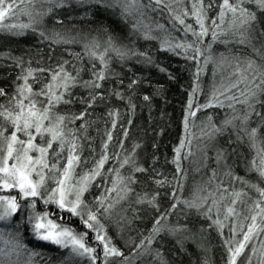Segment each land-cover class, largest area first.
I'll list each match as a JSON object with an SVG mask.
<instances>
[{"label":"snow or ice","instance_id":"obj_1","mask_svg":"<svg viewBox=\"0 0 264 264\" xmlns=\"http://www.w3.org/2000/svg\"><path fill=\"white\" fill-rule=\"evenodd\" d=\"M62 11L80 12V19L87 18L95 24L93 31L97 35L88 39L87 34L47 29V17L63 25V19L57 18ZM165 12L169 27L150 23L155 15ZM21 17H26L27 22ZM178 31L183 32V37L173 35ZM28 32L38 35L42 42L48 41L50 48L81 44V51H68L71 60L49 56L47 67L43 59L14 56L11 50L0 53L5 68L18 69L15 78L0 87V97L6 99L5 104H0V264H35L36 258L44 255L36 248L44 247L58 251L60 264H133L134 257L153 254L157 264H169L154 247L159 240L184 234L176 239V245L179 251L186 252L185 242L196 240L198 233L205 231H193L187 223H162L177 210L185 214L186 221L194 214L195 221L202 217L209 229L216 230L227 249V264H254V258L256 264H264V240L260 239L264 236V187L235 175L227 165L228 158H240L238 149L246 146L254 155L245 166L264 183V0H190V6L189 0H0V33L18 38ZM189 34L192 40H188ZM209 34L211 42L202 47ZM141 40L158 41V52L183 56L196 64L194 84L183 110L184 134L172 150L175 175L171 179L156 167L157 143L152 145L150 167L139 159L141 143L125 148L131 118L127 120L129 127L120 125V151L109 152L121 115L119 108L109 105L113 101L123 103L127 113L134 116V99L145 80L142 76L127 77L125 65L135 60L166 72L150 50L141 51L136 46ZM217 42L248 47L260 62L232 53L231 49L228 54H214L213 44ZM210 64L213 81L205 103H194L196 94L204 92L200 77ZM225 67L231 69L226 77L222 74ZM168 78L175 79L171 73ZM110 83L113 87L106 88ZM147 87L153 92L140 98L151 112L153 99L162 95L164 85ZM76 89L87 94L77 96ZM76 104L83 106L79 114L59 111ZM101 105L108 108L111 127L106 126L101 152L98 158L93 157L92 167L79 172L82 165L88 164L83 158V141L91 144L87 133L93 122L87 117ZM208 109H226L225 116L219 124L212 115L205 116L196 137L191 128L195 127L197 113ZM77 121H82L79 128L75 127ZM158 135H164L163 128ZM224 136L225 145H214V151L216 163L227 167L224 175L228 186L213 169L207 188L197 187L191 198H183L187 173L182 165L194 155L193 140L214 143L217 137ZM207 146L198 145V150L206 152ZM89 150L95 152L93 148ZM110 161L113 166L105 172ZM140 177L150 179L154 189L136 192ZM97 180L102 183L97 184ZM236 183L241 189L235 188ZM93 187L102 189L99 195L93 194ZM166 187L171 189L165 193L170 197V208L155 219L147 235L141 234L139 243L131 240L126 245L130 249L126 255L108 234L114 213L126 202L131 207L133 196L135 205L158 211L159 189ZM245 188L254 190L257 198L249 196ZM138 214L134 211L133 218ZM74 220L79 221L83 231L72 226ZM127 220L121 217V222ZM226 228L229 235L225 238ZM254 240L259 248L252 243ZM29 243L34 247L29 248Z\"/></svg>","mask_w":264,"mask_h":264},{"label":"trees","instance_id":"obj_2","mask_svg":"<svg viewBox=\"0 0 264 264\" xmlns=\"http://www.w3.org/2000/svg\"><path fill=\"white\" fill-rule=\"evenodd\" d=\"M217 2H220V0H217ZM210 15H215V13H210ZM80 16V12L62 11L58 13L57 18L63 19V25L55 24V18L52 17L45 18V25L49 30L53 28L57 31L70 30L72 35L80 33L81 36H84L87 34L88 39L96 36L97 33L93 31L95 24L90 19H80ZM156 22L162 24L166 23V27H168L167 25L169 24L164 17L160 18L157 15L153 17V20L150 21V23L155 24ZM173 35L182 37V31L175 32ZM99 39L102 41L103 36L101 35ZM192 39L193 38L190 35L188 40ZM211 39L210 34L205 37L204 45H202V47H206L207 44L211 42ZM136 46L141 51L146 49L150 50V54H154L156 63L159 64L161 68H165L166 72H161L154 66H142L137 64L135 60H131L125 65V74L127 77L134 79L136 76H142L145 80L140 94L134 99V102L137 105L134 116H130L127 113V108L123 103L113 101V103L109 105V107L119 108L121 113L117 129L113 133L114 140L109 147V152L120 151L118 141L123 139V133L121 132L120 125L129 127L127 120L131 118L133 123L130 127L129 137L125 141V148L130 149L134 143H141L143 147L139 150V159L145 167H150L152 163V145L153 143H157L159 145V150L156 151L155 154L159 157V162L156 167L158 170L164 172L169 179H171L172 176L175 175V165L171 163L173 158L172 150L179 144V139L184 134L183 125L181 123L183 119V110L187 106L188 94L192 91V86L194 84L196 64L191 60H185L183 56L174 55L169 52H158L157 49L160 47L158 41L146 43L141 40L137 42ZM256 47H260L259 42H257ZM229 49H231L232 53L239 54L244 57H251L253 59H257L258 63L260 62L248 47L235 45L234 42L227 46L219 42L213 44L214 54L217 55L222 52L228 54ZM9 50L12 51L14 56H24L25 59H28L29 57L34 60L43 59L45 62L44 66L47 67V59L49 56H54L55 59L62 58L64 60H71L72 57L67 54L68 51L80 52L81 44H74L67 47L64 45H53L50 48L48 41L42 42L38 35L31 32H28L26 35L18 38H11L0 33V53L7 52ZM38 51L40 55H37ZM3 63L4 62L0 61V87L4 86V84L8 81L13 80L18 74V69L5 68ZM54 63L55 60H53V64ZM33 66L35 67L36 65L33 64ZM113 67L116 68L117 71H120V68L117 65L114 64ZM128 69H130V71H128ZM230 71V68L225 67L222 73L223 76L226 77ZM9 72H11V75H9ZM212 72L213 66L210 64L207 69L201 73L200 85L205 92H203V94L197 93L194 97V101L198 99L200 94L204 95L210 89L213 81ZM168 73H171L175 79L169 80ZM84 79H88V76H84ZM218 79H221L220 73H218L216 77V80ZM127 83L128 80L125 79V84ZM148 84L154 86L160 84L164 85L162 95H157L153 99L151 112H149L147 107L143 106L140 98L143 94H151L153 92L152 88L147 87ZM105 87L111 88L113 85L110 83L105 85ZM86 94L87 93L83 89L75 90V95L77 96ZM5 103L6 99L4 97H0V104ZM82 110L83 106L79 104H76L71 108L61 107L59 109L61 114L71 112L79 114ZM107 111L108 108L101 105L96 108L92 115L87 117L89 121L93 122L87 133L88 137L91 139V144H89L88 140L83 141V158L88 160V164L82 165L81 168L78 169L79 172H83L87 170V168L92 167L93 157H99L102 140L105 138L104 133L106 131V126L107 128L111 127V118L106 115ZM225 111L226 109H208L206 111L198 112L195 121V128H191L192 133L196 137H199V123L205 119L203 116L212 115L215 122L219 124L220 120H222L225 116ZM80 123H82V121H77L75 127L79 128ZM252 126H255V123ZM161 128L164 129V135L162 136L158 135ZM226 140L227 136L217 137L214 143L197 139L193 140L194 155L189 159H185L182 165L187 173V179L184 181L185 188L183 198L188 199L192 197L190 192V186L192 184L195 185L196 183L204 182V184L201 183V185H203L204 188L208 186V181L211 177L213 169L216 170L217 177L224 180L225 186H228V178L224 175L227 171V167H225L224 164L218 165L216 163L214 151V145H225ZM205 143L208 145L206 152L199 151L198 146L196 145L202 146ZM89 148L95 149V152H91ZM238 151L241 154L240 158L237 156H230L227 161L228 167L232 168L235 175L244 177L252 183H259L261 187H264V183H261L258 174L250 171L245 166L246 162L252 159L254 153L250 152L246 146L241 147ZM245 157L247 158L246 160L244 159ZM145 161L147 162L145 163ZM113 163L114 162L110 161L105 165V172H107L108 168L113 166ZM124 174L127 175V172L125 171ZM140 179L141 184L136 187V192H141L143 190L151 191L154 189L155 186L151 183L150 179L147 177H140ZM96 183L99 184L102 182L97 180ZM235 188L239 190L241 189V185L236 183ZM100 191H102V189L97 190L95 187L92 189L94 195H99ZM159 191L160 198L158 200V211L147 206L135 205V196H133L130 201L131 207L130 204L126 202L122 205V207H118L116 213H114L112 222L109 225L108 234L113 238L116 245L125 251L126 255H128L130 251L126 245L130 244L131 240H135L139 243L141 234L147 235L151 230L155 219L170 208V197L165 195V193L170 192L171 189L166 187L159 189ZM244 191L248 192V195L253 199L257 198V193L254 190L245 188ZM89 199H91V197H89ZM134 211L139 213L136 218H133ZM123 216H126L128 220L121 222V217ZM193 222H195V228H193ZM162 223H166L168 226H177L178 223L179 225H184L187 223V226L192 228L193 231L200 228L205 229L204 232L198 233V238L196 240L190 239L185 242L186 252L179 251L176 245V239L182 238L184 234H178V237L175 238L165 236L164 239L159 240L154 247L158 248L163 253L164 259H166L169 264H205V262L206 264H227L228 253L226 246L223 244V238L216 235L217 233L214 228L209 229L208 223L203 222L202 217L197 222L195 221L194 214H190V219L186 221L185 214L177 210V213L168 217L167 222ZM72 226L76 227L80 231H83V228L80 226L78 220H74ZM228 235L229 233L227 230L224 233L225 238L228 237ZM89 237L91 240V234ZM252 243L258 245L257 241H253ZM201 247L204 249L203 251L201 250ZM248 251H250V249L246 250V252ZM40 258L44 259V262L46 263V257ZM147 261V264H157L154 254L150 255L147 258ZM143 262H136L135 264H142ZM117 264H120V262L117 261Z\"/></svg>","mask_w":264,"mask_h":264},{"label":"bare ground","instance_id":"obj_3","mask_svg":"<svg viewBox=\"0 0 264 264\" xmlns=\"http://www.w3.org/2000/svg\"><path fill=\"white\" fill-rule=\"evenodd\" d=\"M166 24V23H165ZM168 27L170 26L169 24L167 25ZM203 73V72H202ZM209 91V90H208ZM205 92V91H204ZM203 94V93H202ZM202 94H200V96L198 97V99L196 100V101H194L195 103L196 102H198V103H200V104H203V103H205V102H202V100H203V98H206V95L204 94V95H202ZM187 101H188V98H187ZM199 101H201V102H199ZM203 117H205V116H203ZM201 183L202 184H204V182H200V183H196L195 185H191L190 186V192H191V196H193L194 194H195V190H196V188L197 187H201V188H204V186L203 185H201ZM208 186H206L205 188H207ZM228 229L226 228L225 229V231H227ZM225 231H224V233H225ZM217 233V232H216ZM216 235H218V233L216 234ZM218 236H220V235H218ZM89 239H90V237H89ZM29 248H33L34 247V245L33 244H31V243H29ZM36 250L37 251H39V252H42L44 255H43V258H45L46 257V263L44 262V259H42V258H40V257H37L36 258V260H35V263L36 264H49L50 262V264H60V263H54L55 261L54 260H56V259H58V262L60 261V259H61V257H60V255H59V253H58V251L54 248V247H44V248H36ZM22 260H23V258H22ZM49 261V262H48Z\"/></svg>","mask_w":264,"mask_h":264},{"label":"rangeland","instance_id":"obj_4","mask_svg":"<svg viewBox=\"0 0 264 264\" xmlns=\"http://www.w3.org/2000/svg\"><path fill=\"white\" fill-rule=\"evenodd\" d=\"M189 6H190V0H189ZM157 16H159L160 18L161 17H164L167 21H168V23H169V18H168V14L165 12V13H163L162 15L161 14H157ZM20 20L21 21H23V22H27V18L26 17H21L20 18ZM10 22H15V21H10ZM188 23H193V21L192 20H189L188 21ZM181 32V31H180ZM182 37H183V32H182ZM190 37V34H189V36H188V38ZM219 80L220 79H218L217 81L219 82ZM205 100H206V98H203V100H202V102H205ZM199 102H201V101H199ZM202 121H204V119L202 120ZM202 121H200V123H199V126H200V128H201V124H202ZM195 128V127H194ZM200 130V129H199ZM37 142H39V141H37ZM196 146H198V145H196ZM213 187H214V185H213ZM170 237H172V236H170ZM172 238H174V237H172ZM261 240H264V236H261V238H260ZM254 242H256L255 240H254ZM257 245V244H256ZM257 247L259 248V243H258V245H257ZM150 255H144V256H142V257H134L133 258V264H135L136 262H143L142 264H147V258L149 257ZM23 259H25V258H23ZM59 259V258H58ZM58 259H56V260H54L56 263H59L57 260ZM54 262V263H55ZM51 263V262H50ZM49 263V264H50ZM36 264V263H35ZM254 264H256V261H255V258H254Z\"/></svg>","mask_w":264,"mask_h":264}]
</instances>
